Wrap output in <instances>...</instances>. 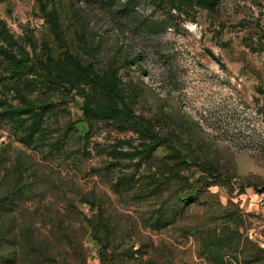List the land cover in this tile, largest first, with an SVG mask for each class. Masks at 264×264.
Masks as SVG:
<instances>
[{
	"label": "rangeland",
	"instance_id": "rangeland-1",
	"mask_svg": "<svg viewBox=\"0 0 264 264\" xmlns=\"http://www.w3.org/2000/svg\"><path fill=\"white\" fill-rule=\"evenodd\" d=\"M0 27V195L32 234L0 264H264V0H0ZM15 86L47 107L30 144ZM84 96L171 135L185 177Z\"/></svg>",
	"mask_w": 264,
	"mask_h": 264
},
{
	"label": "trees",
	"instance_id": "trees-1",
	"mask_svg": "<svg viewBox=\"0 0 264 264\" xmlns=\"http://www.w3.org/2000/svg\"><path fill=\"white\" fill-rule=\"evenodd\" d=\"M22 67L18 66L17 68L19 69ZM86 76L90 79L94 78L89 72H86ZM14 89L19 104L16 106L9 105L4 109V112L13 123L19 125L21 131L19 140L25 144H30L36 134L38 135L40 132L47 107L46 104H40L38 101L29 98L19 86H15ZM82 110L89 123L96 119L113 118L130 124L132 131L136 132L139 136H142L140 137L141 142L138 144L139 146H132L135 154L139 156V159L144 158V160H148V156L151 157L157 146L169 142L172 147V153L169 156L173 160L177 159L178 161L174 164L167 163V166L159 169L157 175H155L156 178L159 179L166 174V177L164 178L166 182L178 181L182 176L185 177V175L182 174V171L192 167L189 159L182 155V152L177 149L175 145L173 146L172 142H174V139L171 135L162 136L154 130L148 119L136 115L128 107L118 105L97 107L90 104L88 97L84 96ZM119 151L120 150H117V148H114V157L120 154ZM195 166H197L198 169L208 177H214L219 173L216 165L211 162H197ZM23 197L25 198L24 188L17 184L11 186L7 193L0 195V228H5V231L1 230L0 232V262L5 260L3 249L6 243L9 244L10 242H15L18 237L24 239L31 238L32 234H29L30 229L20 227L22 222H19V215L8 209V207L14 205L16 201L23 199ZM95 228L99 229V225ZM104 228L105 230H109L107 225H105Z\"/></svg>",
	"mask_w": 264,
	"mask_h": 264
},
{
	"label": "built area",
	"instance_id": "built-area-1",
	"mask_svg": "<svg viewBox=\"0 0 264 264\" xmlns=\"http://www.w3.org/2000/svg\"><path fill=\"white\" fill-rule=\"evenodd\" d=\"M263 199V197H261L259 200Z\"/></svg>",
	"mask_w": 264,
	"mask_h": 264
}]
</instances>
